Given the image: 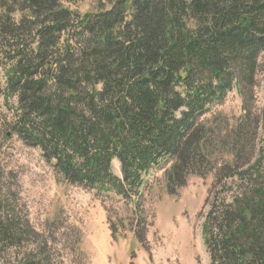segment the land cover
Here are the masks:
<instances>
[{"label": "trees", "instance_id": "16d2710c", "mask_svg": "<svg viewBox=\"0 0 264 264\" xmlns=\"http://www.w3.org/2000/svg\"><path fill=\"white\" fill-rule=\"evenodd\" d=\"M80 2L0 0V98L18 101L10 129L61 181L114 192L136 216L157 170L172 196L215 174L203 224L211 264H264V153L239 160L255 149L251 111L228 134L215 112L234 88L253 96L264 0H98L91 13ZM20 225L0 201V250L18 247ZM47 247L18 264H51Z\"/></svg>", "mask_w": 264, "mask_h": 264}, {"label": "rangeland", "instance_id": "374dc122", "mask_svg": "<svg viewBox=\"0 0 264 264\" xmlns=\"http://www.w3.org/2000/svg\"><path fill=\"white\" fill-rule=\"evenodd\" d=\"M97 1L82 0L78 9L95 12ZM5 87L4 71L0 70V89ZM0 103V201L17 211L24 230L18 247L0 250L4 264H18L20 258L46 241L45 256L51 264H211L203 224L215 174L191 176L186 187L172 196L166 187V170H157L138 202L136 216L134 205L114 192L98 195L61 181L41 150L25 145L10 129L17 99L7 101L2 96ZM246 106L251 111L247 122L253 124L250 147L255 145V149L243 151L241 165H246L245 158L256 163L264 153V58L253 96L243 102L234 88L215 109L230 119L229 126L224 125L225 134L245 116ZM256 120L259 126L254 124ZM254 135L257 138L253 141ZM225 142L231 143L230 136ZM120 166L114 160L112 172L122 178Z\"/></svg>", "mask_w": 264, "mask_h": 264}, {"label": "bare ground", "instance_id": "6f19581e", "mask_svg": "<svg viewBox=\"0 0 264 264\" xmlns=\"http://www.w3.org/2000/svg\"><path fill=\"white\" fill-rule=\"evenodd\" d=\"M69 98V97H68ZM101 100V99H100ZM1 104V103H0ZM3 109V108H2ZM186 129V128H185ZM13 130V129H12ZM11 147V146H10ZM166 160V159H165ZM143 185V184H142ZM178 246V245H177ZM180 247V246H179ZM180 250V249H179ZM14 260V259H13ZM26 260H27V258H26ZM20 264V263H19Z\"/></svg>", "mask_w": 264, "mask_h": 264}]
</instances>
